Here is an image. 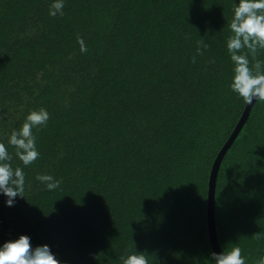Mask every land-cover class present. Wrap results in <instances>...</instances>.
Listing matches in <instances>:
<instances>
[{"label": "trees", "instance_id": "16d2710c", "mask_svg": "<svg viewBox=\"0 0 264 264\" xmlns=\"http://www.w3.org/2000/svg\"><path fill=\"white\" fill-rule=\"evenodd\" d=\"M52 2L0 0V142L31 111L50 115L33 129L39 158L11 162L25 191L11 207L0 192V246L26 235L64 264H214L208 175L246 104L226 47L239 0H65L56 17ZM214 223L221 252L264 256V102L220 162Z\"/></svg>", "mask_w": 264, "mask_h": 264}, {"label": "clouds", "instance_id": "9594fccd", "mask_svg": "<svg viewBox=\"0 0 264 264\" xmlns=\"http://www.w3.org/2000/svg\"><path fill=\"white\" fill-rule=\"evenodd\" d=\"M65 0H53L49 6V15L63 16ZM233 15L228 25L230 35L226 47L233 64V75L229 87L246 104L254 101L264 102V61L257 59L264 51V0H239L233 4ZM80 51L87 52L82 38H77ZM208 45L203 40L198 42L196 55L202 56ZM251 57V60L249 59ZM196 63V56L192 57ZM50 119L49 113L40 108L27 114L22 126L13 130L7 138V146L0 142V192L6 197V205L14 206L16 197L24 198L25 174L21 167H13L12 160L18 159L25 167L33 164L40 156L36 147V136L33 129L46 127ZM11 147L12 153L8 148ZM35 179L44 187L53 191L61 181L50 174H38ZM207 196V193H206ZM214 264H246L239 247L220 253H211ZM121 264H149L143 252H130L121 255ZM0 264H64L51 252L48 245L33 247L30 238L21 235L0 246ZM257 264H264L261 256Z\"/></svg>", "mask_w": 264, "mask_h": 264}, {"label": "water", "instance_id": "95a60500", "mask_svg": "<svg viewBox=\"0 0 264 264\" xmlns=\"http://www.w3.org/2000/svg\"><path fill=\"white\" fill-rule=\"evenodd\" d=\"M253 102L250 104H245V107L241 113L239 120L236 122L233 130L231 131V133L229 134L223 145L218 150L216 156L212 161L211 168L209 171L208 181H207V196H206V220H207L206 222H207L208 236L212 247V251L215 253L221 252V249L217 241V236L215 233V223H214V189H215V182H216L218 168L225 151L231 145L234 138L240 131L243 123L245 122L249 114L250 108L253 105Z\"/></svg>", "mask_w": 264, "mask_h": 264}]
</instances>
